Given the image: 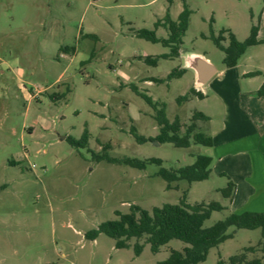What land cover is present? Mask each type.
I'll list each match as a JSON object with an SVG mask.
<instances>
[{
    "label": "rangeland",
    "instance_id": "374dc122",
    "mask_svg": "<svg viewBox=\"0 0 264 264\" xmlns=\"http://www.w3.org/2000/svg\"><path fill=\"white\" fill-rule=\"evenodd\" d=\"M184 8L190 13L181 49L203 53L217 68L224 54L213 38L222 37L227 47L229 33L244 43L254 31L256 44L238 62L241 70L260 74L242 85V105L264 115V96L247 94L264 81V0H0V264H158L186 245L171 240L152 253L146 237L116 249L104 234L94 241L85 234L131 206L150 212L177 205L183 193L189 204L225 208L204 227L230 214L219 192L225 179L211 175L167 189L158 176L160 169L191 165L210 152L158 142L160 107L169 122L184 127L203 115L195 132L207 137L224 115L209 87L197 90L201 97L192 93V73L182 71L177 57H166L169 48L137 35L148 31L166 39L168 31L156 24L176 21ZM85 131L86 147L66 141L80 140ZM103 157L161 165L140 170ZM227 233L232 238L199 264H229L262 240L259 229ZM136 243L143 245L138 256Z\"/></svg>",
    "mask_w": 264,
    "mask_h": 264
},
{
    "label": "trees",
    "instance_id": "16d2710c",
    "mask_svg": "<svg viewBox=\"0 0 264 264\" xmlns=\"http://www.w3.org/2000/svg\"><path fill=\"white\" fill-rule=\"evenodd\" d=\"M189 11L184 8L176 21H171L168 17L164 24L157 23L156 26L163 25L168 31L166 39H157L153 32L141 31L137 35L152 43H161L164 47L170 49V54L166 57L174 58L179 56L182 45V37L187 29ZM222 37L213 38L216 47L224 54L223 64L226 68L235 67L240 57L245 53L247 47L255 45L254 31L251 37L244 43H238L234 36L229 33V44L227 47L221 45ZM66 53H74L75 49H61ZM149 61L148 59L146 60ZM155 63V60H151ZM259 72L248 73L247 77L259 75ZM181 71L172 73L171 76H179ZM192 93L198 97L200 94L194 90ZM258 97L264 96V84L256 92ZM147 103L152 105L150 98L145 97ZM206 119L203 115H195L191 123L184 127L179 120L169 122L166 119L164 108L160 107L157 111L156 122L159 127L157 141L160 143H170L178 148H189L191 144L211 148L212 139L201 133H196L195 121ZM184 131L182 132V130ZM138 141H142L137 137ZM66 141L73 147H86L88 143V133L84 132L80 140L66 138ZM110 163H123L140 170L145 169L148 163L161 165L160 160H114L103 157ZM212 159L208 155H197L191 165L180 167L175 170L160 169L158 176L167 182V189H176L172 184L178 181H186L188 184L205 181L210 175V166ZM235 185L228 181L225 188L220 189L222 197L232 199ZM216 202L189 204L186 201V193L177 205H163L154 207L150 212L137 206H131L129 213H116L117 219L102 223L97 230L89 231L85 238L94 241L99 234H104L115 241L116 249L128 247L127 242L130 239L139 240L146 237V244H149L152 253H157L161 247L165 246L171 240H177L186 246L181 251L171 250L168 258L158 264H199L206 260L210 249L218 247L224 241L232 238L228 234L229 228L235 230H256L261 233V241L255 246L243 249V251L229 259V264H264V213L244 212L241 214L230 213L222 221L214 223L210 227H204L213 212L224 210ZM143 245L135 244L134 251L138 256ZM259 253L260 255H257ZM255 255L251 259L248 257ZM257 255V256H256ZM218 264H221L220 262Z\"/></svg>",
    "mask_w": 264,
    "mask_h": 264
},
{
    "label": "crops",
    "instance_id": "0c3cea01",
    "mask_svg": "<svg viewBox=\"0 0 264 264\" xmlns=\"http://www.w3.org/2000/svg\"><path fill=\"white\" fill-rule=\"evenodd\" d=\"M190 55L200 56L212 66L213 74L206 83L199 84L196 72L186 66L185 56ZM177 58L182 61V71L192 73L194 91L209 87L224 112L218 126L215 124L208 133L212 139L208 154L212 159L209 177L214 175L225 179L226 184L231 181L235 185L232 199H226L230 213H264V115L249 114L242 105L246 94L242 85L248 87L254 79L246 76L248 73L241 70L239 62L232 68H226L223 63L217 68L203 53L182 49ZM262 84L264 81L259 86ZM257 91L258 88L247 94Z\"/></svg>",
    "mask_w": 264,
    "mask_h": 264
},
{
    "label": "water",
    "instance_id": "95a60500",
    "mask_svg": "<svg viewBox=\"0 0 264 264\" xmlns=\"http://www.w3.org/2000/svg\"><path fill=\"white\" fill-rule=\"evenodd\" d=\"M186 66L196 72L197 82L206 83L213 74L212 66L200 56H185ZM65 138H61L64 140Z\"/></svg>",
    "mask_w": 264,
    "mask_h": 264
}]
</instances>
